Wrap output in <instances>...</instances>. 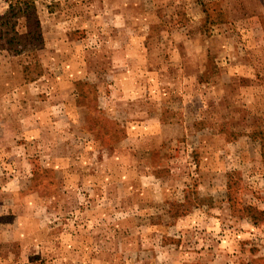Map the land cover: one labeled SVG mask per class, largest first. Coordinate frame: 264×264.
Instances as JSON below:
<instances>
[{
	"label": "rangeland",
	"instance_id": "374dc122",
	"mask_svg": "<svg viewBox=\"0 0 264 264\" xmlns=\"http://www.w3.org/2000/svg\"><path fill=\"white\" fill-rule=\"evenodd\" d=\"M35 5L0 46V264H264V0Z\"/></svg>",
	"mask_w": 264,
	"mask_h": 264
},
{
	"label": "trees",
	"instance_id": "16d2710c",
	"mask_svg": "<svg viewBox=\"0 0 264 264\" xmlns=\"http://www.w3.org/2000/svg\"><path fill=\"white\" fill-rule=\"evenodd\" d=\"M0 46L15 54L28 48L39 35L35 0H0Z\"/></svg>",
	"mask_w": 264,
	"mask_h": 264
}]
</instances>
